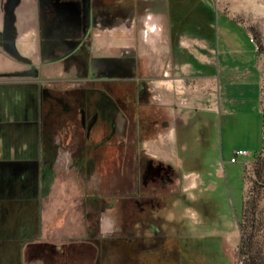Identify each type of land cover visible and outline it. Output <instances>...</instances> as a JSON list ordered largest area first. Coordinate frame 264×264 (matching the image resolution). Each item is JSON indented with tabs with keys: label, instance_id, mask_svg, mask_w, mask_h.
Returning <instances> with one entry per match:
<instances>
[{
	"label": "rangeland",
	"instance_id": "obj_1",
	"mask_svg": "<svg viewBox=\"0 0 264 264\" xmlns=\"http://www.w3.org/2000/svg\"><path fill=\"white\" fill-rule=\"evenodd\" d=\"M159 1L174 2L179 20L189 17L177 29L188 28L190 35L181 38L189 43L191 56L196 53L202 59L207 47L202 39L192 38L207 36L210 25L215 55L211 71L203 60L195 64L201 75L215 74L222 90L215 99L202 100L201 108L191 109L190 125L172 146L168 143L171 147L163 148L157 140L161 125L140 141L131 126V146L102 149L92 168L76 164L74 142L63 146L69 150L59 153L52 168L42 158L43 166L37 163L35 169L37 185L32 189L33 178L28 182L29 195L33 191L37 197L30 206V225H25L26 211L14 217L4 213L0 264H264V0L155 3ZM168 21L167 14L152 10L144 22L99 29L95 55L129 49L144 65L154 64L157 31H168ZM146 53H152V59ZM146 72L155 74L150 67ZM259 73L260 102L259 90L252 85ZM66 77L56 87L71 86L76 75ZM18 92L23 107H10V89L0 84V128H9L0 130L1 161L32 158L40 150L37 88L21 87ZM145 109L150 118L166 122L154 103ZM143 146L151 156L169 154L179 171L177 193L171 194L176 185L160 188L168 196L148 204L144 213L135 197L152 192L153 185L143 183ZM238 149L252 154L232 162ZM0 176L13 177L12 189L28 181L16 167L0 166Z\"/></svg>",
	"mask_w": 264,
	"mask_h": 264
},
{
	"label": "flooded vegetation",
	"instance_id": "obj_2",
	"mask_svg": "<svg viewBox=\"0 0 264 264\" xmlns=\"http://www.w3.org/2000/svg\"><path fill=\"white\" fill-rule=\"evenodd\" d=\"M37 3L41 19L46 23L44 29L49 35V45L64 46L65 54L60 60L66 76L68 73L76 75L71 86L60 88L56 84L66 81V76L61 80L41 78L40 71L33 70L36 78L32 83L37 88L39 101L36 128L50 168L55 165L59 153L69 150L63 146L70 142L76 143L79 153L75 157L76 164L80 168L88 165L92 168L102 149L131 146V126L140 141L153 127L167 125L164 121L160 124L159 118H150L149 110L145 109L154 103L156 114H161L155 85H150L155 84L156 72L149 75L147 64L144 65L133 50L95 55L94 39L99 29L111 31L117 30L118 24L144 22L152 10L167 14L170 21L173 17L177 25H183L189 17L181 20L175 17L174 2L37 0ZM140 150L144 154L140 160L144 186L153 185L152 192L135 197L144 213L148 204L168 196L169 193L160 188L176 185L171 194L177 193L179 171L171 162L148 154L144 146ZM3 164L0 160L1 167Z\"/></svg>",
	"mask_w": 264,
	"mask_h": 264
},
{
	"label": "crops",
	"instance_id": "obj_3",
	"mask_svg": "<svg viewBox=\"0 0 264 264\" xmlns=\"http://www.w3.org/2000/svg\"><path fill=\"white\" fill-rule=\"evenodd\" d=\"M40 15L37 0H18L15 3H12L11 0H0V84L6 85L10 89L9 95L12 99L8 105L10 107L14 105L23 107V100L21 99L23 97L19 95L18 91L21 87L34 86L32 83L36 78L34 69L40 71L41 78L55 77L56 80H61L66 76V69L60 60L66 49L62 45H49V35L44 29L46 23ZM168 20L170 24L168 31L163 28L161 31H157L160 38L154 53L155 63L151 65L147 63V67L155 70L157 74L155 78L156 103L162 113V118H165L167 123L166 126H162L161 132L157 135V140L162 143L163 148L171 147L175 139L178 141L180 131L186 130L190 125L191 109L201 108L202 100L207 97L212 100L215 99L218 89L221 88L222 90L223 88L222 84L218 83L215 74L201 75V69L197 68L195 64L196 59L203 60V63H207L209 68L214 63L215 55L210 38V25L207 36L204 35L201 38V36L194 34L192 38L202 39L203 44L207 47L203 52L202 59H200V55L196 53H192L191 56L189 43H185L181 38L184 34H189L188 28L177 29L178 25L175 18L172 17L171 21ZM152 57V53H146L147 59H152ZM231 79L233 80V78ZM253 84L259 90L258 99L260 102V73L258 82H253ZM234 85L237 84L233 82L232 86ZM7 127L5 125L0 130ZM38 136L40 135L38 134ZM168 143L171 146H168ZM160 154L159 158L169 162L173 158L169 154ZM42 158L45 156L40 145L39 154L32 158L22 157L12 161L3 160L2 168L16 167L18 173H24L27 176L28 181L26 184H19L15 189H12L13 177L9 179L10 176L5 178L0 176V185L5 179H7L5 182L8 183V186L2 189L3 192L0 191L5 193L3 196L0 195V226L3 222L2 219L5 214L8 215V212L14 217L16 214H23L24 211L28 215L25 218L27 220L25 225H30V206L34 205L37 197L33 191L29 195L28 182L33 178L32 189L37 185L34 176L35 169L37 163L39 166L42 165L44 161ZM14 193L15 195H13ZM19 217L21 218L18 221L24 223L23 216ZM18 231H23V229Z\"/></svg>",
	"mask_w": 264,
	"mask_h": 264
},
{
	"label": "built area",
	"instance_id": "obj_4",
	"mask_svg": "<svg viewBox=\"0 0 264 264\" xmlns=\"http://www.w3.org/2000/svg\"><path fill=\"white\" fill-rule=\"evenodd\" d=\"M251 151L248 149H238L235 151L234 155L231 157L232 162H238L240 155H251Z\"/></svg>",
	"mask_w": 264,
	"mask_h": 264
}]
</instances>
